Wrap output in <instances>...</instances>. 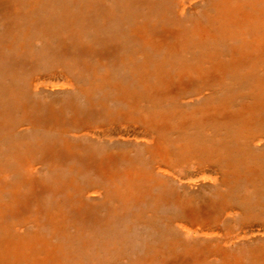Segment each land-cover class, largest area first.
<instances>
[{
  "label": "rangeland",
  "instance_id": "obj_1",
  "mask_svg": "<svg viewBox=\"0 0 264 264\" xmlns=\"http://www.w3.org/2000/svg\"><path fill=\"white\" fill-rule=\"evenodd\" d=\"M239 2L242 0H0V190H6L3 198L7 201L12 196H26L30 201L25 212L17 211V228L26 244L21 246L24 254L42 245L44 239L54 252L59 250L65 256L70 251L71 259L76 258L66 245L64 231L52 230L49 223L53 217L72 221L63 211H71L73 219L79 216L75 206L79 208L82 197L90 209L80 210L82 220H89L99 207L102 220L109 218L111 223L90 234V223L83 221L80 235L90 234L85 238L89 247L78 264H88L94 254L93 264H264V241L239 242L226 229L220 234L223 246H219L210 242L209 231L201 236L202 231L194 229L187 235L170 221L182 205L153 206L152 201L160 202L162 196L178 197L174 179L160 174L163 181L154 178L152 187L150 177L148 183L145 174H140L130 187L128 173L111 176L121 166L150 161L140 151V143L132 140L142 139L148 124L171 133L167 149L178 156L179 146L173 143L182 130L174 124L167 127V117L191 112L193 104L186 102L197 99L199 89L218 93L212 98L223 106L215 118L217 127L228 124L222 122L228 110L234 117L239 114L235 107L246 103L249 89L256 90L254 85L264 80V74L252 70L256 64L249 70L241 66L252 61L250 53L243 51L252 40L245 10L236 9ZM215 66L218 70L213 71ZM174 78L185 86L179 102H152L148 82ZM234 83H239L236 91L242 95L237 104ZM129 116L141 122L129 124L124 120ZM111 120H117L116 125L106 127ZM92 122L105 126L102 142L86 138L92 127L87 125ZM112 127L119 134H111ZM117 139L119 143H115ZM112 151L115 163L105 175L99 169L111 162ZM126 151L133 154L129 160L120 154ZM195 160L168 164L188 182L201 175ZM225 162L230 164V160ZM117 179L122 189H113ZM95 182L104 186V194L90 204L83 190ZM146 185L148 191L143 192ZM136 197L141 204H133ZM196 201L193 205L209 216L208 209L213 208L210 198L202 194ZM156 207L154 217L151 212ZM261 221L262 216L253 224ZM6 233L0 227L2 248L4 238L6 243L12 239ZM197 235L200 244L187 242ZM32 236H37L33 242L38 246L26 242ZM13 238L18 239V234ZM44 250L39 247L36 253ZM18 257L22 261V254Z\"/></svg>",
  "mask_w": 264,
  "mask_h": 264
},
{
  "label": "bare ground",
  "instance_id": "obj_2",
  "mask_svg": "<svg viewBox=\"0 0 264 264\" xmlns=\"http://www.w3.org/2000/svg\"><path fill=\"white\" fill-rule=\"evenodd\" d=\"M236 9L245 10L247 21L251 26L250 37L252 42L248 43V48L244 47L243 51L250 53L249 56L252 58V61L243 62L241 65L242 69L244 70V67H246L249 70L256 64L257 68L252 70L264 74V0H242V2L238 3ZM240 13V17H242L243 12ZM216 67L212 70L214 71ZM148 83L150 84L151 93L154 95L153 101L152 98L151 101L157 104L169 102L177 104L179 96L185 90L184 84L176 78L169 81L161 80L159 83L153 81ZM232 86L235 87V92L237 93L235 97V103L237 104L242 99L240 91H236L239 88V83H234ZM220 87L226 86L221 85ZM254 87L256 90L250 88L246 94V103L235 107L237 110H240L236 117H234L231 110L227 111L226 116L222 118V122L223 124H228L223 127H217L215 124L216 115L223 108V106H219L217 101H212V98L218 94L217 91L214 89L209 91L199 89L197 91V99L186 102V104H193L191 112L187 115L182 112L180 115L174 113L175 115H168L167 117L169 120L167 127H172L174 124L178 129L182 130V133H176V141L173 143L176 147L179 146L177 151L178 156L174 151L172 153L168 151L173 137L171 133L169 131L162 132L163 130L160 131L157 127L154 128L152 124H148L149 130L143 135V138L139 139L135 137L132 140L140 143V146H142V150L140 151L150 161L147 164L133 162L124 167V169L121 166V171H114L111 176L119 177L121 174L126 175L128 173L129 179L127 183L128 185L130 184V187L134 186L136 183L135 178L140 174H145L148 183L150 177L152 187L154 178L158 177V181H163L162 178H159L160 174L167 179H174L178 183V197L162 196V200H159L160 202L154 200L152 203L153 206L158 204L166 206L171 203L173 205L177 203L178 206L182 205V208H179L181 211L175 212L170 218L171 222L174 221V224L180 227L179 229L182 233L187 235L192 234L195 229L196 231H202V236L203 232L209 231L211 234V238H209L210 242L220 244L219 246H223L222 243L224 242L220 241L223 236L220 234L222 231H226V229L235 234V240L239 239V242L246 240L244 243L252 244L251 242L258 241L260 243V241H264V221L253 224L260 216L264 217V153L260 152L264 148V80L254 85ZM124 120H128L129 124L132 121L138 122V124L141 122L131 116ZM176 121L179 123H175ZM116 122L117 120H111L106 127L108 125L109 127L114 126ZM90 124L87 125V128L92 126L89 128L91 132L86 133V138L92 141H101V137L106 131L104 130L105 126L93 125L95 124L94 122ZM214 129L217 130L215 131ZM110 133H117L114 127H112ZM150 133L151 137L148 138ZM124 140L128 141L130 139L125 138ZM115 141V143H119V139ZM232 147H235L237 150L233 151L235 148ZM115 154L112 151V157H109L111 162L107 163L103 169H99L103 174L107 175L108 168L111 169L112 162L115 163L113 161ZM120 154L125 155L124 159L126 160H129L130 156L133 155L132 153L127 154V151L124 153L120 152ZM195 159H198L197 165L201 171V175L199 176L200 178L189 179L188 182L182 181L178 172L172 168V165L169 166L168 164L172 162L179 165L187 161L195 162ZM227 160H230V164L225 162ZM123 162L124 160L120 162V165ZM120 165L118 166L119 168ZM168 167L170 168L166 169ZM119 185L120 179H117L113 185V189H122ZM145 187L146 190L143 192L148 191V185ZM183 189L185 190L183 191ZM83 191L90 204H94L96 203L95 199L103 198L104 186L95 182V185L90 184L87 190ZM129 191L132 194L136 192L133 189H129ZM0 193V227H2V231L5 233L6 229H10L5 236L12 238L7 243L6 239H3L2 245L4 248L0 247V264H21L20 262L23 264H78L79 258L83 259V252L88 250L89 247L85 238L90 237L91 233L102 228V225L108 226L111 223L109 218L102 220L104 214L103 210L99 207H97L99 212L89 220H82L80 210L83 207H86L89 211L90 209L81 197L79 200V208H81L79 209L75 206L78 209L75 210V213L78 212L79 216L76 215V218L73 219L71 211H66V213L63 211L62 215L64 214V217H72V221L58 220L53 217V222L49 223L52 230L64 231L66 245H68L69 250L74 252L73 256H76V258L71 259L72 253L69 250V253L65 256L59 250H55L54 252L52 245L44 239L43 244L38 246L33 242L37 239V236H32L26 242L29 245L33 243L35 244L33 246L38 247H32L31 252L27 251L24 254L25 250L21 251V246L22 244L24 246L26 244L23 243L22 234L19 233L21 228H17L19 226L17 224V216L19 217L17 211L20 213L25 212L26 208H29L30 201L26 196H12L7 201V199L3 198L6 190H0ZM202 194L212 201L213 208L208 209L210 212L209 216L204 209L201 210L197 205H193L198 203L196 199L202 197ZM136 196H138V192ZM135 203L141 204V199L136 197L133 200V204ZM105 205L107 204L105 203L103 206ZM190 206H193V208L189 213L185 214L187 208ZM158 210L159 207L152 208V215H156ZM114 215L116 217V214ZM105 216L109 217L110 214L105 213ZM83 221H88L92 227V231L86 236L80 235V231H83ZM227 226L228 228H226ZM14 233L18 234V239L13 238ZM201 236H190L187 242L195 240L194 245L196 246L201 243ZM39 247L45 250L37 254L36 251ZM19 254H22V261L18 259ZM55 254L63 256L58 257ZM96 254L98 255L99 252ZM8 255L12 258L9 259ZM23 257L25 258L23 259ZM4 259H8V261ZM94 259L95 254L90 257V260L88 259V264L89 262L93 264ZM81 264L83 263L81 262ZM226 264L242 263L227 261Z\"/></svg>",
  "mask_w": 264,
  "mask_h": 264
}]
</instances>
